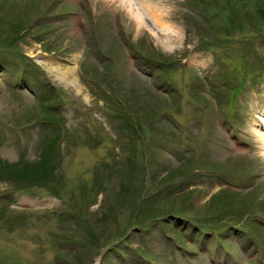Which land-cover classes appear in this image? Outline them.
I'll return each instance as SVG.
<instances>
[{
  "label": "rangeland",
  "instance_id": "rangeland-1",
  "mask_svg": "<svg viewBox=\"0 0 264 264\" xmlns=\"http://www.w3.org/2000/svg\"><path fill=\"white\" fill-rule=\"evenodd\" d=\"M157 7L0 0V264H264V0Z\"/></svg>",
  "mask_w": 264,
  "mask_h": 264
},
{
  "label": "bare ground",
  "instance_id": "bare-ground-1",
  "mask_svg": "<svg viewBox=\"0 0 264 264\" xmlns=\"http://www.w3.org/2000/svg\"><path fill=\"white\" fill-rule=\"evenodd\" d=\"M122 8L128 12V14L134 19V22L138 29L144 26V22L148 19H150V22H152L153 25H156L158 30H160V34L163 35L165 38H168L169 40H173L174 33L173 27L167 23L165 18L167 17V12L159 10L157 7L159 4V1L161 4H166L170 0H112ZM136 4H138V7H136ZM143 11L144 15L142 12ZM61 79L64 80L68 85H73L76 87V89L79 91L81 90V86L77 84V73L76 68L73 67H67L64 71L60 72ZM264 115L261 113V117H257L258 119H254V124H258V122H261L264 124ZM263 118V119H262ZM264 126V125H263ZM260 141V142H259ZM259 144H257V148L261 151H264V138H259Z\"/></svg>",
  "mask_w": 264,
  "mask_h": 264
},
{
  "label": "trees",
  "instance_id": "trees-1",
  "mask_svg": "<svg viewBox=\"0 0 264 264\" xmlns=\"http://www.w3.org/2000/svg\"><path fill=\"white\" fill-rule=\"evenodd\" d=\"M259 12H263V9L261 10V11H259ZM56 141V140H55ZM55 141H53V142H55ZM51 145H54V144H52L51 143ZM55 146V145H54ZM44 160H47L48 161V159H47V157H45L44 159L42 158L39 162L40 163H42L41 161H44ZM14 166V165H13ZM12 170L13 169H15V170H17L18 169V164L16 163L15 164V166L14 167H12L11 168ZM14 171V170H13ZM5 173L8 175V174H11V175H15V174H13V173H11L9 170H7V171H5ZM60 255V254H59ZM59 258V256L57 257V259ZM81 262V260H73V261H70V264H79Z\"/></svg>",
  "mask_w": 264,
  "mask_h": 264
}]
</instances>
